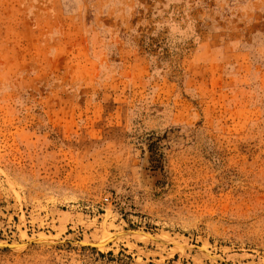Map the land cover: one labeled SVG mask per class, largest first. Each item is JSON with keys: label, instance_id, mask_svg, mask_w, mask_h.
Here are the masks:
<instances>
[{"label": "rangeland", "instance_id": "obj_1", "mask_svg": "<svg viewBox=\"0 0 264 264\" xmlns=\"http://www.w3.org/2000/svg\"><path fill=\"white\" fill-rule=\"evenodd\" d=\"M27 238L0 264H264V0H0V243Z\"/></svg>", "mask_w": 264, "mask_h": 264}, {"label": "water", "instance_id": "obj_2", "mask_svg": "<svg viewBox=\"0 0 264 264\" xmlns=\"http://www.w3.org/2000/svg\"><path fill=\"white\" fill-rule=\"evenodd\" d=\"M31 244H48L47 242H43L40 241L37 238H31V239H26L23 241H19V242H7V243H1L0 244V248L1 249H11V250H17L21 247H26L29 246ZM79 244V243H77ZM83 246H90V245H83Z\"/></svg>", "mask_w": 264, "mask_h": 264}, {"label": "bare ground", "instance_id": "obj_3", "mask_svg": "<svg viewBox=\"0 0 264 264\" xmlns=\"http://www.w3.org/2000/svg\"><path fill=\"white\" fill-rule=\"evenodd\" d=\"M133 232V231H132ZM133 234V233H131ZM137 234V233H135ZM108 234H106L107 236ZM126 234L124 232H120V231H116L112 236H110L107 240H106V244H109L111 242H114L117 238H120V237H123L125 236ZM127 236V235H126ZM134 236V235H133ZM142 236V235H141ZM103 238V237H102ZM101 238V240H102ZM154 239V237H152ZM31 239V238H30ZM40 240V239H39ZM40 241H43V240H40ZM45 242V241H43ZM51 241L47 242V243H50ZM101 242V241H100ZM4 243V242H3ZM52 243V242H51ZM75 243H79V245H90L92 247H96L99 245V243H82L81 241H75ZM1 244V243H0ZM102 245V244H101ZM23 248V247H21Z\"/></svg>", "mask_w": 264, "mask_h": 264}, {"label": "built area", "instance_id": "obj_4", "mask_svg": "<svg viewBox=\"0 0 264 264\" xmlns=\"http://www.w3.org/2000/svg\"><path fill=\"white\" fill-rule=\"evenodd\" d=\"M103 201L105 202V203H112L113 202V200H112V197H111V195L109 194V195H105L104 196V198H103Z\"/></svg>", "mask_w": 264, "mask_h": 264}]
</instances>
